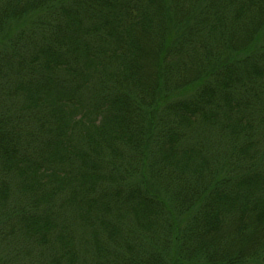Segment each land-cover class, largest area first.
Listing matches in <instances>:
<instances>
[{"label":"trees","instance_id":"trees-1","mask_svg":"<svg viewBox=\"0 0 264 264\" xmlns=\"http://www.w3.org/2000/svg\"><path fill=\"white\" fill-rule=\"evenodd\" d=\"M0 264H264V0H0Z\"/></svg>","mask_w":264,"mask_h":264}]
</instances>
